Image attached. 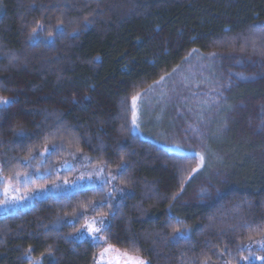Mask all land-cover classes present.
<instances>
[{
    "label": "trees",
    "instance_id": "obj_1",
    "mask_svg": "<svg viewBox=\"0 0 264 264\" xmlns=\"http://www.w3.org/2000/svg\"><path fill=\"white\" fill-rule=\"evenodd\" d=\"M42 23L48 35L59 31L55 41L29 39ZM260 35L264 36V0H0V70L6 67L12 74L35 76L37 89L65 100L52 108L61 121L40 140L47 138L49 143L42 142L39 148L32 146L36 140H30L26 152L14 161L9 158L14 175L20 170L26 173L21 177L27 176L28 182L24 202L29 205L31 197L36 202L0 214V264H97L102 245L79 236L90 217L109 220V238L122 222L149 264L224 260L238 264L242 246L264 235V167L244 158L226 161L245 179L241 187L229 188L226 197L212 206H180L173 199L175 192L163 188L164 173L183 178L192 162L151 139L153 128L161 126L152 120L153 114L139 122L143 137L129 132L128 101L131 87L154 86L192 50H235L264 57ZM68 86L95 99L74 103L65 95ZM248 90L238 86L228 96L236 102ZM103 92L110 97L108 106L96 98ZM235 102L223 110L224 117ZM87 104L107 106L110 112H91ZM51 107L38 105L30 116H16V127L38 136L34 126L45 119L43 109ZM4 132L0 128V141L12 142L13 135ZM57 142L64 146L66 161L79 166L78 173L74 168L51 169L58 172L55 178L51 170L46 175L39 172L65 162V157L57 161L51 152L43 155L44 145ZM229 143L233 139L225 135L211 150L227 153ZM115 145L118 151L112 148ZM100 169L103 172L98 174ZM82 170L104 178L97 185L100 189L81 185ZM73 172L74 180H66ZM42 180L48 184L40 187ZM55 180L57 191L49 195ZM34 186L46 191H34ZM72 187L74 191H66ZM109 190H113L110 198ZM174 228L187 229V235L173 239Z\"/></svg>",
    "mask_w": 264,
    "mask_h": 264
},
{
    "label": "rangeland",
    "instance_id": "obj_2",
    "mask_svg": "<svg viewBox=\"0 0 264 264\" xmlns=\"http://www.w3.org/2000/svg\"><path fill=\"white\" fill-rule=\"evenodd\" d=\"M42 25L37 28L36 38L33 40H49L53 42L59 37V31L56 30L49 35L46 34L43 28L45 24L42 23ZM263 37V35L259 36V38ZM246 43L248 45L249 41H246ZM5 68L2 67V71L0 70V78L3 83L2 86L0 84V97H7L14 102L6 108L0 106V128H2L3 132L6 131L4 134H12L13 141L8 144L5 140V142L0 141V201L4 199V189L6 187L10 198L17 197L20 199L7 210L0 207V214L4 212L13 213L36 202V198L32 199V197L29 198L31 200L29 205L24 202L27 194L25 188H28L26 187L28 182L21 177H24L26 173L22 174L20 170L19 175L18 173L14 175L12 170L14 165H8L12 163V160L14 161L15 157H19L20 154L28 150L27 145L30 144L28 141L36 140L33 141L35 143L32 146L39 148L40 145L42 146V142L45 144L49 143L47 138H43L40 142L42 135L52 129L62 119L60 113H57V110L52 108L61 107L65 102L61 97L56 99L51 91L47 89H37L36 85L39 80L37 77L28 73L23 75L12 74L5 71ZM241 75L247 77V79H240ZM262 76H264L263 56L235 50L222 51L212 48L206 52L192 50L183 63L169 73L163 81L156 83L152 87L143 89L129 87L128 105L130 109L128 108L127 115L129 114L130 124L132 119V97L139 94V99L136 102L137 122L139 123L141 119L149 118L153 114L152 120L155 123H160L161 126L153 128V131L150 132L151 139L164 146L170 152H174L177 156H188V162H192L189 173L183 178L174 179L171 172H167L168 174L164 173L166 177L164 178L165 185L163 188L175 192L176 201L180 206L192 208L212 206L226 197L229 188L241 187L245 179L236 169L226 166V161L231 164L244 158L246 160H254L257 165L264 167V120H262V116H264V79L261 78ZM242 85L249 87L248 93L235 102L233 96H228L229 91ZM65 92L69 100H74V103L78 101L81 105L83 101L87 103L95 99L94 97L89 100V96L86 93L71 86L66 87ZM96 98L98 101L100 100L101 105L108 106V103H110V97L104 92L96 94ZM233 102L236 104L232 109L228 110L224 117L223 110L231 107ZM44 104L52 107L45 111L43 109L45 119L34 126V129L38 131V136L24 128H20L22 129V134L12 131L13 128H17L16 116H30L33 114L32 107ZM119 105L122 107L121 104ZM87 106L91 107V112L95 111L100 114H109L110 112L107 106L105 108L102 106L95 108L88 104ZM80 109H84V106ZM123 112L126 114V110ZM125 118L126 116L124 115ZM193 128L197 129V131L194 132ZM123 129L122 126L121 132ZM133 132L143 137L140 127L133 130ZM225 135L231 136L233 139V143H229L227 146L229 151L222 153L220 151L221 148L217 149L216 153L212 151V147L217 146L218 142L221 143ZM69 136L73 135L69 134ZM93 140L94 137L90 134L87 138V143L91 145ZM97 141L101 142L100 136ZM239 144L242 149L238 148ZM176 145H180V147L177 148ZM102 146L99 145L98 148L100 149ZM45 148L49 150L45 151ZM112 148L118 151L116 145ZM41 150L44 151H42L43 155L45 152L48 154L49 152L54 153L56 160L59 156L65 157L66 155L64 146L58 142L44 145ZM242 150L245 153L247 152L246 154L248 155H244ZM201 155L204 157L202 167L200 166ZM224 158L226 159L225 161ZM64 161L67 162V166L63 162L57 168L53 165L49 166L50 169H48L49 167L47 169L44 168L39 170V172L46 175L48 170L55 169L57 171L58 168H64L67 171L74 168L76 173L79 172L77 164L74 165L70 161H66V157ZM197 168L199 170L194 172L193 169ZM83 171L79 173V176L83 175L86 178L82 179L81 185L99 188L97 185H100L104 178H98L99 176L93 174L89 179V175L82 173ZM49 172L47 173L50 174ZM52 175L56 178L55 175H58V172L54 173L52 171ZM73 176L74 172L70 176L68 175L66 180L73 181ZM38 184L41 187L47 185L48 182L42 180ZM54 184H56V180L50 184L49 195L57 191L55 190L56 187H53ZM37 188L39 186H34V189ZM66 191H74V187L70 191ZM112 191L109 190L108 193ZM46 196L41 198L44 199ZM93 220L97 221L95 226H99L100 218L90 217L82 225L79 236L91 240L86 226ZM108 221V219L105 220L111 227V223ZM108 232L98 234L105 238L106 242L101 244L97 264H136L135 259L132 258H142L149 264L147 257L141 253L137 244L130 239L129 230L122 222L118 223L117 231L114 232L111 238H109ZM257 241H264V235L242 246L243 254L241 257L249 256L247 245H251V252L255 256L248 261L240 257L238 264H264V260L255 258L264 257V251H261L260 244L256 243ZM109 246H111V250L105 253V249ZM101 253H104L102 258ZM35 264L43 263L38 261ZM217 264L233 263L224 260Z\"/></svg>",
    "mask_w": 264,
    "mask_h": 264
},
{
    "label": "snow or ice",
    "instance_id": "obj_3",
    "mask_svg": "<svg viewBox=\"0 0 264 264\" xmlns=\"http://www.w3.org/2000/svg\"><path fill=\"white\" fill-rule=\"evenodd\" d=\"M36 34H37V30L34 28L32 30V34L29 36V39L30 40L35 39ZM261 78L264 79V76H262ZM164 79H165V77H161L160 81H156V83L158 84L161 81H163ZM240 79H247V77H244L243 75H241ZM138 99H139V94L132 97V119H131V127L128 129L129 132L136 130V129H139V127H140L139 123L137 122L138 118H137V111H136V107H137L136 102ZM13 102L14 101L12 99H9L7 97H0V106H2L4 108H6L8 105L12 104ZM262 120H264V116H262ZM12 131L17 133V134H22V129L13 128ZM193 131L196 132L197 129L193 128ZM176 147L179 148L180 145H176ZM48 150L49 149L45 148V151H48ZM200 161H201L200 166L202 167L203 163H204V157L202 155L200 156ZM65 166H67V162H65ZM198 170H199V168L193 169L194 172L198 171ZM102 172H103V169L98 170V174L102 173ZM90 178L91 177L89 176V179ZM111 178L115 179V177H111ZM25 179L27 180V176H25ZM79 179H84V176L81 175V177H79ZM65 183H67V181H65ZM73 183H75V182H73ZM105 183H107V181H105ZM181 190H183V189H181ZM34 191L42 192V191H46V189L37 188V189H34ZM111 196H112V193L109 192L108 197L110 198ZM19 199L20 198H17V197H11L10 198L8 196V188L6 187L4 189V199H3V201H0V207H3L7 210L10 206L16 204ZM173 199H176V197L173 196ZM113 215H114V213H113ZM96 224H97V221L93 220L91 223H89L86 226V228H87V233L90 235V238L93 241V244L94 245H100V244L105 243L106 241H105V238H103L102 236H100L98 234H100L102 232L110 231V224L106 223L105 219L103 217L99 220V226L98 227L95 226ZM173 231H174L173 239H175L177 235L180 237H185L187 235V229L182 230L181 228H174ZM256 243H259L261 251H264V241H257ZM246 247L249 250V256L241 257V259L248 261L253 256H255V254L251 252V245H247ZM110 250H111V246H109L108 248L105 249V253L107 251H110ZM103 255H104V253H101V258L103 257ZM255 258L258 260H264V257H255ZM132 259H135L136 264H148V262L143 260L142 258H132Z\"/></svg>",
    "mask_w": 264,
    "mask_h": 264
}]
</instances>
